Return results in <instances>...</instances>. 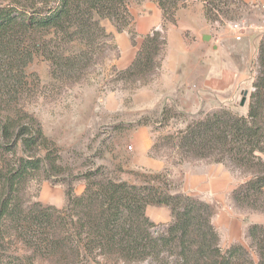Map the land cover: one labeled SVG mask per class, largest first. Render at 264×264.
I'll return each mask as SVG.
<instances>
[{
    "label": "trees",
    "instance_id": "16d2710c",
    "mask_svg": "<svg viewBox=\"0 0 264 264\" xmlns=\"http://www.w3.org/2000/svg\"><path fill=\"white\" fill-rule=\"evenodd\" d=\"M133 1L138 0H0V264H24L22 258L7 255L13 240L34 256L64 264H264L263 224L247 228L249 247L233 242L224 248L213 223L214 207L190 195L171 193L162 186L166 183L161 174L154 177L158 183L136 184L86 173L82 194L75 193L72 183L67 185L62 208L26 199L31 180L43 171L48 178L62 170L42 123L12 106L27 83L26 67L36 56L56 65L54 74L57 68L66 73L82 64L78 57L89 60V66L96 46H105L109 36L101 20L110 19L118 31L125 30ZM154 1L173 23L180 5L188 3ZM197 1L208 7L213 4ZM74 42L80 47L70 51ZM164 43L161 32L146 34L133 64L122 73L124 78L146 82ZM259 47L264 68V39ZM178 142L185 157L211 159L242 170L247 178L233 189L232 201L237 207L264 213L263 70L247 114L215 111L190 124ZM149 205L171 207L173 220L165 231L155 230L156 223L146 212Z\"/></svg>",
    "mask_w": 264,
    "mask_h": 264
},
{
    "label": "rangeland",
    "instance_id": "374dc122",
    "mask_svg": "<svg viewBox=\"0 0 264 264\" xmlns=\"http://www.w3.org/2000/svg\"><path fill=\"white\" fill-rule=\"evenodd\" d=\"M212 1L208 7L202 1L187 0L176 11L175 23L165 19L156 1H133L125 30L118 31L110 19L101 20L109 36L104 47L96 46L89 66V60L78 57L82 64L66 73L57 68L58 76L54 74L56 65L45 56H36L29 63L27 83L12 106L24 109L42 123L45 135L58 151L62 170L48 178L43 171L31 180L26 191L28 201L62 208L67 185L72 183L75 193L82 194L86 173L97 172L96 179L136 184L158 183L154 177L161 174L166 183L162 186L171 193L190 195L214 207L213 221L220 229L224 248L230 245L232 236L249 247L246 225H264V213L237 207L232 201L231 193L246 180L245 173L211 159L185 157L178 145L181 132L215 111L229 109L247 114L251 93L264 71L257 44L264 39V28L248 30L241 41L235 39L230 28L232 21L260 23L263 12L257 0ZM143 24L146 29H139ZM180 28L186 30L184 35L190 41L196 32L205 34L204 42L200 39L190 45L198 60L186 77L187 98L172 91L173 85L164 80L162 69L166 57L175 55L176 38L170 29ZM148 30L159 31L165 38L157 67L146 82L126 80L122 73L133 64ZM69 46L70 51L80 47L77 42ZM209 81L214 84L211 88L206 84ZM201 86L209 90L201 92ZM146 212L156 223V231H165L173 220L171 207L166 205H149ZM6 252L22 258L24 264H64L40 254L34 256L14 240Z\"/></svg>",
    "mask_w": 264,
    "mask_h": 264
},
{
    "label": "crops",
    "instance_id": "0c3cea01",
    "mask_svg": "<svg viewBox=\"0 0 264 264\" xmlns=\"http://www.w3.org/2000/svg\"><path fill=\"white\" fill-rule=\"evenodd\" d=\"M260 0H257V2H259ZM203 12L205 13V10L203 9ZM206 15V13H205ZM156 19L158 17V15L155 16ZM155 19L147 22V24H152V22H154ZM145 24L141 25L139 29L141 30H145ZM144 29H143V28ZM183 27V26H182ZM187 28V27H185ZM183 30V29H182ZM186 30H183V32L181 31V28L179 30L176 29H170V32H172L173 36H175L176 40H175V44H174V48L173 51L175 52V55H168L166 57V60L163 62L162 64V69H163V77L164 80L168 83H170L171 85H173V90L175 92L181 93V97L183 96L184 98H187L186 93L188 92V90L185 88V84L187 83V78L189 74L192 73L193 68L195 67L194 64L195 60H198L197 57H195V55H193L192 50H191V43H199L200 39L201 41H205V34L203 33H194L195 36L192 35V40L190 41L188 38L185 37L184 32ZM149 32V30L147 31V33ZM183 33V34H182ZM260 40H258L257 44H260ZM176 52H179L178 54H176ZM197 56V55H196ZM215 73V70H214ZM171 75V78L169 79L168 76ZM190 76V75H189ZM177 84V86H175ZM206 84L209 85V87L211 88V86H213V81H209L206 82ZM199 86V85H198ZM207 86V85H206ZM209 87L205 88L203 86H201V88H199V91H207L209 90ZM214 225L216 226V228L218 229V231L220 232L219 227L215 224V222L213 221ZM248 225H246V229L245 231H247ZM221 235V233H220ZM222 239V236H221ZM240 239H236L235 237L232 236L231 241L229 242V244L233 243V242H237Z\"/></svg>",
    "mask_w": 264,
    "mask_h": 264
},
{
    "label": "built area",
    "instance_id": "2783aa9c",
    "mask_svg": "<svg viewBox=\"0 0 264 264\" xmlns=\"http://www.w3.org/2000/svg\"><path fill=\"white\" fill-rule=\"evenodd\" d=\"M258 7L263 12L259 24H248L241 20L230 22V28L232 29L236 40L241 41L248 30L264 28V0L258 2Z\"/></svg>",
    "mask_w": 264,
    "mask_h": 264
},
{
    "label": "water",
    "instance_id": "95a60500",
    "mask_svg": "<svg viewBox=\"0 0 264 264\" xmlns=\"http://www.w3.org/2000/svg\"><path fill=\"white\" fill-rule=\"evenodd\" d=\"M246 95H247V93H245V96L243 97L242 104H244V102L246 100Z\"/></svg>",
    "mask_w": 264,
    "mask_h": 264
}]
</instances>
